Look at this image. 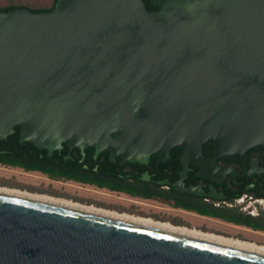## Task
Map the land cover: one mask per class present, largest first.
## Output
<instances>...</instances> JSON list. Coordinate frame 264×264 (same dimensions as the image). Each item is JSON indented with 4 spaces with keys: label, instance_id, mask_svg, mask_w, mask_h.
Returning <instances> with one entry per match:
<instances>
[{
    "label": "water",
    "instance_id": "1",
    "mask_svg": "<svg viewBox=\"0 0 264 264\" xmlns=\"http://www.w3.org/2000/svg\"><path fill=\"white\" fill-rule=\"evenodd\" d=\"M56 0L0 12V142L19 128L146 164L264 147V0ZM96 170V169H94ZM142 180L144 178H141ZM176 190H179L175 187ZM189 193H195L186 190ZM0 264H264V255L0 193Z\"/></svg>",
    "mask_w": 264,
    "mask_h": 264
},
{
    "label": "flooded vegetation",
    "instance_id": "2",
    "mask_svg": "<svg viewBox=\"0 0 264 264\" xmlns=\"http://www.w3.org/2000/svg\"><path fill=\"white\" fill-rule=\"evenodd\" d=\"M148 1L154 9L158 10L157 5H152L150 0ZM55 2L56 0H51L47 6L43 7H28L49 9ZM203 145V158L210 163V166L204 170H200L199 166L193 162L183 166L182 150L179 148L170 149L164 161H159L157 154H151L146 164L120 165L119 158L112 163L108 159L107 151H102L96 159L92 155L93 160H97L106 153L108 162L118 168L117 175L125 180V182H111L122 188L121 190L100 189L120 193L129 198L154 201L213 220L234 229L236 238L239 240L264 245V147L247 149L246 157L240 161L214 157L213 147L207 144L203 147ZM64 146L59 152H54L58 156H63L65 162L67 160L74 162L70 153L77 150L80 154V151L76 148L69 150L65 146L68 152L63 155ZM54 152L48 157H53ZM84 157L85 153L79 160L80 164ZM82 167L86 172L77 171L78 175L89 177L87 165L83 164ZM92 170L96 172L97 167ZM186 190L195 193H189ZM244 234L259 235L261 238L254 240L247 238Z\"/></svg>",
    "mask_w": 264,
    "mask_h": 264
},
{
    "label": "rangeland",
    "instance_id": "3",
    "mask_svg": "<svg viewBox=\"0 0 264 264\" xmlns=\"http://www.w3.org/2000/svg\"><path fill=\"white\" fill-rule=\"evenodd\" d=\"M51 0H0V7L8 4H22L31 7L47 6ZM0 187L16 189L32 194L52 196L73 203L93 206L117 213L147 217L176 226L210 232L216 235L236 238L234 229L220 225L213 220L196 216L154 201L129 198L74 181L52 180L39 172H26L22 169L0 165ZM177 223V224H176ZM247 238L260 239L259 235L244 234Z\"/></svg>",
    "mask_w": 264,
    "mask_h": 264
},
{
    "label": "trees",
    "instance_id": "4",
    "mask_svg": "<svg viewBox=\"0 0 264 264\" xmlns=\"http://www.w3.org/2000/svg\"><path fill=\"white\" fill-rule=\"evenodd\" d=\"M147 11H155L148 0H142ZM49 9H31L22 4H8L0 7V12H7L13 8H27L33 13L50 11ZM14 133L7 137L6 141L0 142V165L11 168L22 169L26 172H39L52 180L74 181L81 184L92 185L97 188H107L109 190H121L114 182H125L117 174L118 168L113 167V164L108 162L106 153L93 160V150L87 149L84 151L85 157L82 163H79L81 156L77 150L70 153L74 162L63 160V156H58L54 152L53 157H48L45 151H39L32 144L24 142L19 144V128L14 127ZM207 146L206 144L203 147ZM68 149L64 146L62 154H66ZM42 155V157H40ZM88 167L89 177H80L77 171L86 172L82 165ZM97 167V171L93 172V168ZM113 182V183H111ZM177 224V223H176Z\"/></svg>",
    "mask_w": 264,
    "mask_h": 264
},
{
    "label": "bare ground",
    "instance_id": "5",
    "mask_svg": "<svg viewBox=\"0 0 264 264\" xmlns=\"http://www.w3.org/2000/svg\"><path fill=\"white\" fill-rule=\"evenodd\" d=\"M0 193L34 199V200H40V201L80 210L83 212H88V213H92V214H96V215H100L104 217H109V218H113L117 220L131 222V223L149 226L153 228H158V229L166 230V231L173 232L176 234L191 237L194 239L264 255V245H256L248 241L234 239V238L226 237L222 235H216L210 232H202V231L192 229V228L190 229V228H186L183 226H175L167 222H162V221L160 222V221L152 220L147 217H140V216L130 215L126 213H117L114 211L96 208L93 206L73 203L71 201L64 200L61 198H55L52 196L39 195V194H32V193H27L24 191L10 189L6 187L5 188L0 187Z\"/></svg>",
    "mask_w": 264,
    "mask_h": 264
}]
</instances>
